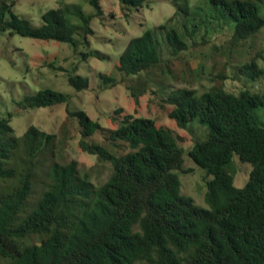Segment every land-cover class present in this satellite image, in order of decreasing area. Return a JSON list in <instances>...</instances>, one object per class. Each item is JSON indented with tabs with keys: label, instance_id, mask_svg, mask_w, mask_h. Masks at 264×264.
Returning <instances> with one entry per match:
<instances>
[{
	"label": "trees",
	"instance_id": "1",
	"mask_svg": "<svg viewBox=\"0 0 264 264\" xmlns=\"http://www.w3.org/2000/svg\"><path fill=\"white\" fill-rule=\"evenodd\" d=\"M152 1L118 0L117 12L125 18ZM164 1L173 13L129 38L114 62L121 78L137 81L127 86L134 103L147 93L140 74L152 69L170 73L163 54L175 57L187 50L200 29L224 24L235 45L264 25L261 0H206V9L191 7L189 0ZM86 2L92 13L63 2L43 11L41 23L33 26L13 12V0H0V32L62 42L72 50L83 45L80 60H107L108 55L89 47L90 20L113 17L114 10L105 12L101 0ZM41 65L63 70L52 60ZM238 70L248 79L261 74L252 59ZM97 78L102 87L115 83L104 73ZM66 80L75 90L88 88L85 75L70 72ZM148 93L177 127L192 120L205 125L206 138L193 142L187 156L205 172L208 208L180 193L174 170L182 171V149L171 130L151 118L114 107L110 126L102 127L83 109L65 105L78 129V150L110 166L106 179L94 185L87 172L79 173L75 159L57 160L55 132L30 124L16 137L10 114L0 116V178L17 180L0 194V257L9 258L8 264H264V126L255 113L264 106V82L258 91L231 92L214 85L203 91L177 87L165 96ZM66 102L67 95L44 87L24 94L15 105L26 111ZM96 133L103 142L90 139ZM106 143L126 150L115 152ZM232 155L250 164L241 187L233 186L225 169ZM38 176L41 190L35 196Z\"/></svg>",
	"mask_w": 264,
	"mask_h": 264
},
{
	"label": "rangeland",
	"instance_id": "2",
	"mask_svg": "<svg viewBox=\"0 0 264 264\" xmlns=\"http://www.w3.org/2000/svg\"><path fill=\"white\" fill-rule=\"evenodd\" d=\"M63 2L77 3L84 13H92V8L86 0H13L12 10L28 19L33 26H38L43 11ZM189 4L191 7L197 5L206 9V0H189ZM101 5L105 12L113 9L114 16L91 18L90 27L93 34L89 37V47L108 55L107 60H80L77 53L85 51L83 45H78L72 50L66 43L38 40L15 33L9 35L7 31L0 32V116L7 117L10 114L8 123L16 137L30 124L47 132H55L57 160L64 162L75 159L79 173L87 172L94 185H99L106 179L110 166L107 162L97 161L93 155L78 150V129L75 119L65 114V105L68 109H83L102 127L110 126L108 116L114 107H122L134 115L151 118L154 122L168 127L182 149V171L174 170L180 182V193L190 197L197 206L208 208L204 201L205 172L187 156L193 142L206 138L205 125L192 120L187 122L184 128L177 127L167 117L165 110L157 105V98L150 99L152 96L148 92L155 90L158 95H163L164 92L165 96L169 90L177 87L203 91L214 85L231 92L243 87L258 91L264 82V25L254 35L235 45L230 42L231 31L224 24H209L206 31L200 29L194 37V42L188 44L187 50L180 51L175 57L163 54V57L169 60L170 73L152 69L140 74V78L146 81L147 93L138 95L134 103L127 86H134L137 81L133 76L121 78L114 67L116 56L129 38L144 29L163 23L173 13V8L167 1L155 0L139 12H129L124 18L117 12L120 9L118 0H101ZM261 9L264 16V0H261ZM227 48L231 50L228 52ZM251 59L261 69V74L254 79L244 77L238 70L241 63ZM51 60L63 70L41 65L44 61ZM70 72L87 76L88 88L75 90L69 85L66 76ZM98 72L111 76L115 83L110 87H102L97 78ZM219 75L223 77L220 78ZM44 87L67 95L66 104L26 111H20L16 107L15 102L21 96ZM255 113L259 123L264 126V106L257 108ZM90 139L103 142L101 135L97 133ZM106 146L118 153L126 150L122 146L112 148L107 143ZM225 169L232 176L233 186L241 187L246 180L250 164L241 162L232 155ZM16 181L15 178H0V194L16 185ZM36 181L38 183L33 184L36 189L35 196L41 190L39 176ZM8 263L9 258L0 257V264Z\"/></svg>",
	"mask_w": 264,
	"mask_h": 264
}]
</instances>
